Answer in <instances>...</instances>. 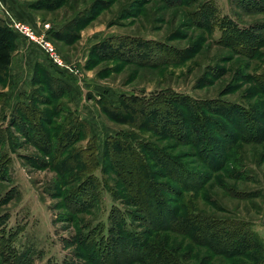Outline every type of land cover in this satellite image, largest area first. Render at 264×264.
<instances>
[{
  "label": "rangeland",
  "instance_id": "rangeland-1",
  "mask_svg": "<svg viewBox=\"0 0 264 264\" xmlns=\"http://www.w3.org/2000/svg\"><path fill=\"white\" fill-rule=\"evenodd\" d=\"M22 3L38 18L37 26L17 19L0 0L9 18L29 26L40 39L51 42L60 58L78 72V79L67 72L60 74L47 58V68L37 62L71 88V96L61 99L50 97L44 87L33 88L35 65L24 74L16 71L13 75L11 69V80L9 75L0 76V264H90L86 255H91V250L87 251L81 242L86 225L108 228L112 208H125L121 199L115 200L109 191V184L117 181V176L110 167L104 172L101 166L104 163L94 169L100 184L98 205L90 208L84 203L85 206L79 207L74 200L70 201L68 191L81 179L76 178L78 168L73 169L74 163L68 165V157L74 149L85 148L94 137L102 159L104 141L130 129L108 119L97 101L105 93L117 105L122 95L148 99L171 92L264 111V96L259 94L258 85L264 81V0H191L188 5L180 0H23ZM203 4L214 6L218 25L213 35L194 22L193 16ZM90 15L93 18L86 23L85 18ZM72 24V40L52 35ZM228 24L240 32L251 33V40L246 41L248 46L257 47L261 38L256 53L243 48L235 52L218 43L223 35L221 26ZM116 37L153 40L178 50L199 48V52L183 64L157 69L99 58L97 45ZM32 97L48 102L41 100L46 104L36 102L32 106ZM68 111L87 121L91 133L87 140L72 144L62 153L60 136ZM23 112L28 113L26 119ZM258 117L264 126V116ZM41 127L50 133V140L42 136ZM229 131L234 132L230 126ZM156 143L160 147L174 144L169 140ZM239 145V159L249 169L246 180L232 179L227 170L219 176L212 175L202 161L186 157L183 160L189 168L208 174L211 180L201 193H188L184 197L192 200L196 211L248 222L264 239V144ZM179 151L193 150L168 149L170 154ZM158 179L167 181L163 177ZM84 199L85 196L80 200ZM171 199L173 205L179 201L176 196ZM137 229L145 231L143 223H138ZM208 254L204 249H194L188 264H207L209 261L204 259ZM211 264L225 263L215 259Z\"/></svg>",
  "mask_w": 264,
  "mask_h": 264
},
{
  "label": "trees",
  "instance_id": "trees-1",
  "mask_svg": "<svg viewBox=\"0 0 264 264\" xmlns=\"http://www.w3.org/2000/svg\"><path fill=\"white\" fill-rule=\"evenodd\" d=\"M180 1L188 5L191 0ZM204 5L196 10L194 22L213 35L218 25L214 6ZM92 18V15L86 16L85 22ZM73 25L52 32V35L70 41ZM221 28L223 35L218 43L231 47L235 52L243 48L256 53L260 47V37L257 47L248 46L246 41L249 42L251 33L246 30L240 32L233 24ZM19 38L0 18V76L9 75L8 80L12 77L11 66ZM96 48L98 57L103 60L149 69L183 64L199 52V48L178 50L162 42L134 37L111 38ZM52 66L60 74H65ZM46 68L41 63L35 64L33 88L44 87V92L53 98L70 97L69 85ZM258 85L259 94L264 96V81H259ZM41 100L48 102L44 98L35 101L32 97V106L36 102L42 103ZM97 102L108 119L130 129L121 130L116 137H108L104 141L102 159L94 137L85 148L74 149L68 157V165L74 163L73 169L78 168L76 178L81 179L68 191L70 201L74 200L77 206L85 203L90 208L98 205L100 184L94 169L99 163H104L101 164L103 171L110 167L117 176V181H113L111 186L109 184V191L115 200L121 199L125 208H112L108 228L86 225L81 242L87 251L91 250V255H86L91 259L90 264H188L194 249H204L209 253L204 259L209 261L207 264L215 259H222L225 264H264V239L250 228L251 224L196 211L192 200L185 199V194H199L205 190L211 179L208 174L189 168L183 160L186 157L197 158L212 175L219 176L227 170L232 179L246 180L249 169L246 163H241L238 147L239 144H264V126L258 122V116H264L263 110H249V107L224 101H202L171 92L148 99L122 95L117 106L105 93ZM23 113L26 119L28 113ZM229 126L234 132L229 131ZM39 131L50 140L49 132L42 127ZM90 133L87 121L68 111L60 136L62 153L67 152L72 144L87 140ZM164 140L174 144L172 147H160L156 143ZM187 147L193 151L168 152L170 148ZM159 177L167 181H160ZM83 196L86 199L81 201ZM173 196L179 198L175 205L171 204ZM138 223H143L145 231L137 229Z\"/></svg>",
  "mask_w": 264,
  "mask_h": 264
},
{
  "label": "crops",
  "instance_id": "crops-1",
  "mask_svg": "<svg viewBox=\"0 0 264 264\" xmlns=\"http://www.w3.org/2000/svg\"><path fill=\"white\" fill-rule=\"evenodd\" d=\"M5 5L12 9L14 15L17 19L21 20L22 22L35 27L38 25V18L30 13L27 9V4L22 3L23 0H2ZM0 18L6 21L8 24V19L5 13L0 11ZM18 50L16 52V55L13 58L11 69L13 70V75H16L17 73H25V71L28 69H31L32 71V65H35L38 61L43 63L45 65L46 62V56L45 54L33 43L29 42L27 39L20 37L17 42ZM28 66V67H26ZM46 67L48 65H45ZM74 79H78L75 75L69 74ZM113 103V102H112ZM115 104V103H113ZM118 105V104H117ZM116 105V106H117Z\"/></svg>",
  "mask_w": 264,
  "mask_h": 264
},
{
  "label": "built area",
  "instance_id": "built-area-1",
  "mask_svg": "<svg viewBox=\"0 0 264 264\" xmlns=\"http://www.w3.org/2000/svg\"><path fill=\"white\" fill-rule=\"evenodd\" d=\"M0 11L5 13L8 19V25L9 27L20 37H23L27 39L29 42L35 44L40 50H42L45 53V56L49 62H51L52 65L57 67L63 72L70 73L72 75L78 76V72L69 64L65 63L58 53L54 51V48L50 41L48 40H42L40 39L36 33L33 31L32 28H30L27 25L21 24L16 22L15 20L9 18L8 13L5 11L3 7L0 6ZM47 30L49 28V25H46L45 27Z\"/></svg>",
  "mask_w": 264,
  "mask_h": 264
}]
</instances>
